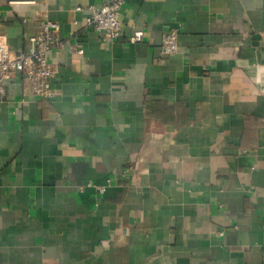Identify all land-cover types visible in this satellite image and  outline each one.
<instances>
[{
  "label": "crops",
  "instance_id": "1",
  "mask_svg": "<svg viewBox=\"0 0 264 264\" xmlns=\"http://www.w3.org/2000/svg\"><path fill=\"white\" fill-rule=\"evenodd\" d=\"M108 1L0 0L12 51L66 40L51 96L5 79L0 264H264V0H124L103 40Z\"/></svg>",
  "mask_w": 264,
  "mask_h": 264
},
{
  "label": "built area",
  "instance_id": "2",
  "mask_svg": "<svg viewBox=\"0 0 264 264\" xmlns=\"http://www.w3.org/2000/svg\"><path fill=\"white\" fill-rule=\"evenodd\" d=\"M123 3L124 0H111L98 6H89L86 24L99 32L103 40L118 38L123 32L119 17ZM77 9L81 7L78 6ZM143 35V29H136L128 35V39L131 42H138L142 40ZM177 36L176 27L165 31L161 40L162 53L171 54L176 51ZM65 43L66 40L57 35V23L49 19L28 38V46L23 51H12L8 45L0 43V99L8 97L5 79L12 75L21 78L23 95L51 96L50 80L56 71L50 60L51 52L63 47ZM71 48L79 54L83 53L81 47L71 45Z\"/></svg>",
  "mask_w": 264,
  "mask_h": 264
}]
</instances>
